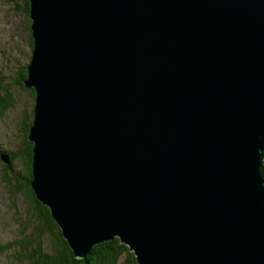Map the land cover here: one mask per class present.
<instances>
[{"label": "water", "instance_id": "95a60500", "mask_svg": "<svg viewBox=\"0 0 264 264\" xmlns=\"http://www.w3.org/2000/svg\"><path fill=\"white\" fill-rule=\"evenodd\" d=\"M30 9L31 186L75 256L264 264V0Z\"/></svg>", "mask_w": 264, "mask_h": 264}, {"label": "rangeland", "instance_id": "374dc122", "mask_svg": "<svg viewBox=\"0 0 264 264\" xmlns=\"http://www.w3.org/2000/svg\"><path fill=\"white\" fill-rule=\"evenodd\" d=\"M15 1L0 0V100L6 98L13 103L8 111L0 114V151L7 153L15 151L23 144L24 128L31 121L33 126L37 102L36 88L28 82L29 64L32 62L34 52L30 45L32 41L34 47L31 12L25 11L24 3L20 0ZM23 70H26L27 75L22 81ZM32 126L28 140L35 146L29 139ZM9 162L0 161V247H13L9 252L0 254V264H30L28 261L22 263L19 251L20 241L26 243L22 238L23 224L28 220L26 215L30 214V207L22 195L10 198L7 188L2 183L4 165ZM13 167L17 172L21 171L18 161L13 162ZM33 180L34 175L31 183ZM115 238L120 239L118 236ZM47 239L43 245L48 247ZM123 244L131 250L129 245ZM131 252L136 258V254ZM127 259L125 254L120 258L119 264H127Z\"/></svg>", "mask_w": 264, "mask_h": 264}, {"label": "trees", "instance_id": "16d2710c", "mask_svg": "<svg viewBox=\"0 0 264 264\" xmlns=\"http://www.w3.org/2000/svg\"><path fill=\"white\" fill-rule=\"evenodd\" d=\"M20 1L24 3L25 11L29 13L30 1ZM28 29L30 30V26ZM30 45L33 49L32 41ZM21 75L23 81L27 75L26 70H23ZM8 100L6 98L0 100V114L12 107L13 103ZM32 123V121L28 122L24 128L25 136L21 147L10 153L0 151V161H3V155H7L10 161L4 165V174L1 178L9 197L15 198L22 195L28 202L27 206L30 207V214L26 215L28 220L23 224L22 238L26 240V243L20 241L19 251L22 263L28 261L30 264H119L120 258L126 254L127 264H137L134 254L118 238L94 246L84 259L75 256L61 228L53 219L50 209L38 200L31 187L34 145L28 140V135ZM15 161L20 163L22 172L14 169ZM46 238L49 241L48 247L43 245ZM12 247H0V254L9 252Z\"/></svg>", "mask_w": 264, "mask_h": 264}, {"label": "bare ground", "instance_id": "6f19581e", "mask_svg": "<svg viewBox=\"0 0 264 264\" xmlns=\"http://www.w3.org/2000/svg\"><path fill=\"white\" fill-rule=\"evenodd\" d=\"M30 65V64H29ZM26 81V80H25ZM104 244V243H103ZM93 249V248H92ZM90 253V252H89ZM84 259V258H83Z\"/></svg>", "mask_w": 264, "mask_h": 264}]
</instances>
